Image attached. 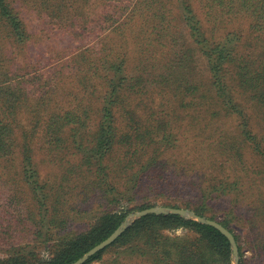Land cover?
Instances as JSON below:
<instances>
[{
	"label": "trees",
	"instance_id": "obj_1",
	"mask_svg": "<svg viewBox=\"0 0 264 264\" xmlns=\"http://www.w3.org/2000/svg\"><path fill=\"white\" fill-rule=\"evenodd\" d=\"M88 4L0 0V166L17 163L21 173L16 187H8L13 213L0 215V244L10 245L0 264H73L132 212L155 207L146 200L152 196L182 203L189 190L195 200L185 207L212 221V208L225 205L222 212L233 205L243 215L247 185L252 209L264 204V0H183L176 18L204 55L209 80H187L172 92L162 73L179 28L167 17L168 0H125L117 7L123 22L115 19L119 12L107 11L90 21ZM29 6L40 19L48 15L47 34L76 39L79 51L69 54V45L45 53V62L27 53L36 42L22 16ZM137 18L141 31L132 42L129 23ZM110 32L113 37L105 35ZM87 41L96 46L83 49ZM137 62L151 69L154 83L160 79L156 91L132 77ZM39 162L56 172L43 177ZM252 162L263 163L262 170ZM226 220L220 223L234 235L244 264L240 237ZM180 229L184 236L170 234ZM251 230L260 231L256 222ZM19 237L27 241L8 242ZM250 245L255 253L264 250L258 238ZM111 250L149 264H232L233 257L217 229L179 215L137 220L86 264Z\"/></svg>",
	"mask_w": 264,
	"mask_h": 264
},
{
	"label": "rangeland",
	"instance_id": "obj_2",
	"mask_svg": "<svg viewBox=\"0 0 264 264\" xmlns=\"http://www.w3.org/2000/svg\"><path fill=\"white\" fill-rule=\"evenodd\" d=\"M88 1H89V4H88L89 10H87L86 15L89 16L90 21L97 20V18H99L100 15L104 13V11H107L108 13H112V14L119 12L118 14L119 17H115V19H119L120 17L122 18V16L124 17V13H122V11L119 10V8L117 7H121V4H123L125 0H116V2L113 4H111L109 0H88ZM182 1L183 0H168L169 5L167 4L172 10L168 12L167 17L175 18L177 20L176 26L179 28V32L175 36L176 40L173 45V52H172L173 54H172L171 62L169 63L166 70L162 73L166 77V79H168L167 81H168V87H170L169 88L170 92L176 91V89H180L182 86H184V83H186L187 80L188 81H201L206 84H208V80H209L208 63L204 55L201 53L199 47L196 45L195 40L191 37V33L188 30L187 26L184 24V22L178 23V18H176L178 17V14H181L184 12ZM194 7L199 11L198 5ZM22 12H23L22 16L25 17V21L28 23L29 31L30 32L32 31L34 36L36 35L34 37L36 42L34 43L32 42L28 46L25 47V50L27 53H30L36 59L38 58L40 61L45 62L47 59L41 58L45 53H48L50 55H52V53H57V52L63 53L66 48H69V45L73 47V49L69 48V51H70L69 54L77 53L79 51L78 48L80 46L79 45L80 43L77 42L76 39L70 38L71 43H69V38L65 37V39H63L60 33L59 35L54 32L47 34L46 31L48 30L47 29L48 25H51L49 24L51 23V21L50 19L48 20L47 14L41 16L43 18L40 19L39 15L34 10H32V6L24 8ZM128 14H131V13H128ZM119 20L120 22H123L125 19H119ZM140 21L141 20H138V18L135 20H131V22L129 23L130 29L127 28L129 32L131 31V41L132 42H133V37L137 35L135 33H140L141 31V26L139 24ZM243 24H246V22ZM238 25L239 23L236 24V26ZM51 30H48V31H51ZM105 35H109V37L114 36V34L111 32ZM48 37H51V40H49ZM56 43H58V46H56ZM73 43H76V44H73ZM84 46L85 48H83ZM95 46L96 44L94 41H87V44L84 43L82 48L86 49L88 47H95ZM144 64L145 62H137L135 66L132 67L134 68L132 69V72H131L132 77L141 78L143 89L148 90V91H156L154 90V88L161 85V83L158 82L160 81V79H158V81L154 83L153 80L155 77L152 76L153 72L151 71L149 67H146ZM162 81L164 80L162 79ZM135 83H140V82L135 81ZM189 120L190 118L188 119V122ZM196 143L199 145V142H196ZM188 147H193V146L190 145ZM189 155H192V154H189ZM189 158H192V156H189ZM10 164L11 163H6L0 166V207L3 206V208L0 209V215L3 212V214H6V218L11 217L10 214L13 213L12 207L10 208V205H9L10 200H12L13 198V196H11V194L13 193L12 192L8 193V187H11V188L16 187V184H17L16 180L21 178L20 176L21 173L19 172L18 164L17 163L13 165H10ZM38 166H39V169H41V175L43 177H47V178L51 177V175L54 174V171L56 172L55 168L52 165L50 166L46 163L42 164L41 162H39ZM262 166H263V163L252 162L253 170L257 169L261 171ZM262 177L263 176H261V178ZM255 183L257 186L262 187V185H260L261 183H260L259 178H258V181L255 180ZM249 186L250 185H247L245 188L247 196L245 200L242 202V207L240 209L243 215L241 214L235 215L234 214L235 210L233 208V205H230L226 201V199H224V202L225 203L227 202V204L230 205L228 210H225L224 212L221 211L226 208V205H225L221 210H215L216 208H212L214 212L211 211L210 213L212 212L214 213L215 220L213 221H216L218 223L223 222L226 218H228V220L226 221L230 223V227L234 230L235 234L240 237V243H241V247L243 249V255H244L243 256L244 264H264L263 248H260V253L258 252L255 253L253 252L251 245H250L251 240L253 238L254 239L258 238L260 241V244L264 245V209H263L264 204H262L261 206L258 203L257 205L259 206L255 210L252 209V206L255 205L254 203L255 195L253 193V189H250ZM186 187L188 189H193L190 185H186ZM192 196H193L192 192H190L189 190H186L185 192H183V196L180 197L182 199V203H179L180 200H177L176 198L174 201H172L171 199L174 197L168 198V197H157V196L153 197L152 196V197L146 198V200L155 202V207L153 208H160V207L172 208V207H168L164 205V204L169 203V204H175L177 207H180V208H173V209H181V210L187 211L190 214V212L191 213H195V212H193L191 209L186 208L185 205L186 203H188V201H190L189 200L190 198L192 200H195L194 198H192ZM137 199L141 203H144L143 201H146L143 196H140ZM166 201L167 203L162 204V202H166ZM122 203L120 207H123V205H127L125 202H122ZM135 205L136 203H131V206L134 207ZM246 208L247 210H250V208L252 210L247 213ZM3 209L5 212L3 211ZM137 212H140V211L132 212L131 215ZM1 217H3V215H1ZM190 219H186V220H190ZM254 222L257 223L260 229L259 232L255 230L256 234H253L251 230V226ZM245 231L247 232V234L250 233L249 240H247L246 238L247 234H245ZM170 234L174 236L182 237L186 233L180 229L178 231L171 232ZM22 237H19L16 239L13 238V240L8 241V242L9 243H11L12 241L14 242V241H17V239L19 240L24 239L23 241H27V238H22ZM0 240L3 241L1 237H0ZM5 240H7V238ZM9 246H10L9 244H0V257L7 256L9 252ZM261 249H262V252H261ZM240 261H241V257L239 255V264H240ZM234 262H235L234 258L232 257V264H234ZM94 264H149V263L148 262L145 263L143 261L140 262L139 260H136V259L128 260L123 256H120L119 258L116 255L115 250H111L104 256L101 262L94 263Z\"/></svg>",
	"mask_w": 264,
	"mask_h": 264
},
{
	"label": "water",
	"instance_id": "obj_3",
	"mask_svg": "<svg viewBox=\"0 0 264 264\" xmlns=\"http://www.w3.org/2000/svg\"><path fill=\"white\" fill-rule=\"evenodd\" d=\"M179 215L182 218L185 219H194V221H198L199 223L209 225L211 227H214L217 229L220 233H222L225 237L228 238L232 245L233 250V258H234V264H239V248L236 242V239L234 235L223 225L216 221H212L210 219L198 217L195 213L190 214L187 211L181 210V209H173V208H151L147 209L145 211L134 213L133 215H129L126 220L122 223V225L105 241L91 249L87 254H85L81 259H79L77 262L73 264H86L91 257L96 255L97 253L104 251L106 248L110 247L113 243H115L126 231L127 229L137 220L147 216V215ZM191 215V216H189ZM190 219V220H191Z\"/></svg>",
	"mask_w": 264,
	"mask_h": 264
}]
</instances>
